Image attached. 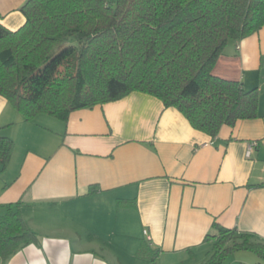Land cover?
I'll use <instances>...</instances> for the list:
<instances>
[{
    "label": "crops",
    "instance_id": "1",
    "mask_svg": "<svg viewBox=\"0 0 264 264\" xmlns=\"http://www.w3.org/2000/svg\"><path fill=\"white\" fill-rule=\"evenodd\" d=\"M26 1L0 0V24L22 27ZM212 75L256 90L258 118L212 138L138 92L67 122L24 121L0 96V135L14 143L0 218L18 204L36 237L0 264H205L214 224L264 244V26L228 43Z\"/></svg>",
    "mask_w": 264,
    "mask_h": 264
},
{
    "label": "trees",
    "instance_id": "2",
    "mask_svg": "<svg viewBox=\"0 0 264 264\" xmlns=\"http://www.w3.org/2000/svg\"><path fill=\"white\" fill-rule=\"evenodd\" d=\"M25 23L0 24V96L24 121L121 100L132 92L157 98L212 138L224 126L258 118L256 90L212 75L226 45L264 26V0H27ZM14 143L0 135V165ZM18 204L0 218V258L36 240ZM213 254L235 251L264 260V244L214 224ZM209 238V236H207Z\"/></svg>",
    "mask_w": 264,
    "mask_h": 264
},
{
    "label": "rangeland",
    "instance_id": "3",
    "mask_svg": "<svg viewBox=\"0 0 264 264\" xmlns=\"http://www.w3.org/2000/svg\"><path fill=\"white\" fill-rule=\"evenodd\" d=\"M222 264H264V260L257 257L252 252L235 251L229 253Z\"/></svg>",
    "mask_w": 264,
    "mask_h": 264
},
{
    "label": "built area",
    "instance_id": "4",
    "mask_svg": "<svg viewBox=\"0 0 264 264\" xmlns=\"http://www.w3.org/2000/svg\"><path fill=\"white\" fill-rule=\"evenodd\" d=\"M257 144L256 142H252L250 143L247 148H246V156L249 158L253 152V150L256 148ZM144 235L147 237L148 240H150V238L147 236V232L144 231Z\"/></svg>",
    "mask_w": 264,
    "mask_h": 264
}]
</instances>
